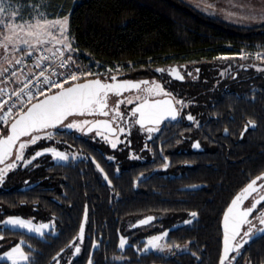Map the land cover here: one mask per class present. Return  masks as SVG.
Here are the masks:
<instances>
[{
    "label": "trees",
    "instance_id": "obj_1",
    "mask_svg": "<svg viewBox=\"0 0 264 264\" xmlns=\"http://www.w3.org/2000/svg\"><path fill=\"white\" fill-rule=\"evenodd\" d=\"M34 1H44L53 13L69 17V33L76 48L113 66L118 62L125 71L132 66L140 67L148 60L154 63L172 57L185 60L193 56L232 54L244 47L264 48V25L231 24L203 14L182 0ZM6 131L7 128L4 133ZM51 133L52 139L29 144L24 150V158L30 159L36 151L45 148L69 153L79 151L86 157H96L111 184L95 168L96 164L86 163L84 157L80 160L70 158L64 163L55 161L46 152L27 166L24 161H16L17 167L8 172L0 188L1 208L6 214L31 211L38 217L54 218L58 230L56 235L48 234L45 238L22 231H4L9 239H23L29 243V264L33 261L35 264L53 263L61 249L65 255H70L76 245L81 251L72 264H89L90 259L92 264H218L221 217L232 196L254 173L251 164L243 163V171L235 166L226 167L225 172L194 166L189 173L190 182L208 185L189 200L160 203L155 187L161 183L162 195L170 196L178 185L187 182V172L178 183L169 170L157 172L136 185L143 166H123L121 173L116 175L106 164L101 151L85 140V136L65 129ZM47 176L54 186L52 191L46 190ZM31 182L37 185L22 190L23 185ZM49 193L55 198L52 199ZM163 211L170 216L169 225L188 217L191 212L197 213L192 223L175 227L168 233L169 246L182 244L186 249L173 257L154 252L142 254L145 238L159 230L156 224L150 231L142 227L134 229L133 224L143 216L159 215ZM82 223L85 229L81 240L78 235ZM122 235L129 241L125 249L119 246ZM73 240L74 246L67 247ZM254 245L247 254L253 264H260L264 261V237Z\"/></svg>",
    "mask_w": 264,
    "mask_h": 264
},
{
    "label": "flooded vegetation",
    "instance_id": "obj_2",
    "mask_svg": "<svg viewBox=\"0 0 264 264\" xmlns=\"http://www.w3.org/2000/svg\"><path fill=\"white\" fill-rule=\"evenodd\" d=\"M247 48H250V50L253 49L251 47H244V49ZM218 56L219 55L213 57L203 56L201 58L193 56L185 60L172 57L171 59L168 58L155 63L148 60L146 63L140 65V67L132 66L124 73L116 74L119 76V79L134 81L148 80L150 82L155 80L156 83L163 86L166 92L171 94L170 96L158 95L153 97V99L157 100H171L173 107L177 110L176 120H171L170 118L164 120L158 125L159 131L150 134L146 131V128L153 125H146L145 129H141L139 125L130 124L129 121L134 118L128 115V113L132 107H135V104H122L120 106V111L126 114L125 120H118L116 123L126 129L124 134L119 133L118 130L115 134H112L107 129L100 130L103 136H107V140H105L103 136H97L96 130L90 134L77 131V134L79 136H85L83 137L85 140L91 141L92 145H94L98 151H101L107 161L106 164L110 166L111 170L116 172V175L121 173L123 166L128 165L127 167H129L137 164L143 166L144 170L136 180V185L139 181L150 179L151 176L157 172L169 170L171 171L170 175L176 179V183H178L183 181L182 176L184 172H187V182L178 185L177 190L171 193L170 196H166V194L162 195L163 187H161V183L158 184L159 187L158 185L155 187L157 192L156 195L160 203H179V201L189 200L194 193L199 192V190H202L208 185L205 182H190L192 179L189 173H191L194 166H203L207 170L219 169L225 172L226 167L235 166L237 170L241 169L243 171L241 166L246 163L251 164V171L255 174L252 173V175H250L247 182L232 196V200L252 179L264 175V75H261L264 74V67L259 68L252 57H247L245 60L230 59L226 63L219 60L218 63L216 61ZM158 68L165 69L166 71L163 73L157 72L156 69ZM173 68L184 77L183 80L176 79L175 74H169L168 70ZM197 69H199L198 72L196 71ZM189 72L192 73L191 76L188 75ZM142 87L144 86L142 85ZM135 94L136 91L133 90L123 93L121 97L113 95L109 106H114L118 99L131 97ZM177 100L183 101V105L176 103ZM189 114L195 118L194 121L187 119ZM109 119L110 117L95 116L92 120ZM250 121L255 123V128L250 126ZM112 127L115 128L116 124H113ZM129 129L130 134L127 131ZM150 135L151 139H149ZM113 141L117 142V147L115 149L111 147V142ZM197 143L199 147L195 146ZM73 153L77 155V158H75L76 160L86 158V163H95V168L100 170L103 178L107 175L108 179L104 180L108 182V184H111L108 174L100 163H98L95 156L91 157L90 155L86 157L79 151H74ZM109 157H113L114 159H109ZM97 165H99V167H97ZM153 165L155 166L151 168ZM165 165L167 166L165 167ZM150 168L152 169L151 172H149ZM47 180L46 190L52 191L54 186L49 176H47ZM95 181L97 180L95 179ZM261 183H264V180L257 181L258 185ZM36 185L37 184L33 182L26 183L23 185L22 190H29ZM192 186H197V188L194 190L186 189ZM1 187H3V184ZM92 188L95 189V186ZM148 191L146 192L147 194L150 192ZM51 194L52 193H49L48 195L52 197V199L55 198V196H51ZM261 194H264V190H261L259 194L253 193L252 196L243 202L242 207L246 208L251 206L253 200L259 199V195ZM231 200L228 202L221 217L220 225L222 237L218 264L222 254L223 244L222 219ZM22 204L25 206L26 202L23 201ZM261 208H264V202L257 206L256 211L249 219L258 215ZM165 212L167 211H163V213L159 215L152 213L143 216L134 222L132 228L142 227L147 228L145 231H150L156 224V228L159 231L167 227L169 233V231L175 227L189 224L185 223V221L191 220L192 223L195 219L189 214L188 217L169 225L167 220L170 216ZM8 215H19L25 219L33 220L37 224L54 221V218L48 219L35 216L31 211L25 214L17 212L6 214L5 210L0 206V219ZM148 217L153 218L149 223H140V221ZM253 224H255L257 228L264 227V225L259 224L258 220H253ZM247 227V225L243 226L241 235L238 237L236 244L242 243L241 237H243V231L247 230ZM9 228H0V254L21 241H24L23 239H9L7 235L4 234V231ZM11 230L22 231L40 238H45L48 234L56 235L58 232L55 221L53 229L50 231L42 230L45 233L43 237L25 230L15 228ZM168 233L165 239L166 245H168ZM263 237L264 234L253 236L252 239L248 240V243L244 244L243 248L240 249L241 255L237 256L235 251L231 253L229 259H231L232 256H236V260L232 261V264H253L250 255L247 253L255 246L254 244ZM121 239L125 241L123 247V249H125V247L129 245V241L127 237L123 235ZM243 239L248 238L243 237ZM146 244L147 239L145 238V246ZM21 246L30 257L31 254L28 251L29 243L24 241ZM175 246H171L174 252L170 253L168 251L169 254L157 252L155 250L145 252L143 251L144 247L141 253L148 254L154 252L156 254L173 257L178 252H182L186 249V246L182 245L185 246L184 249L176 251ZM77 254L75 250L73 254L70 255H65V253L61 252L59 256H56L54 262L50 264L57 263V260L60 261L61 264H72ZM263 263L264 261L260 264ZM0 264H12V262L8 259H4L0 261ZM25 264H29V261ZM225 264H228V262L226 261Z\"/></svg>",
    "mask_w": 264,
    "mask_h": 264
},
{
    "label": "snow or ice",
    "instance_id": "obj_3",
    "mask_svg": "<svg viewBox=\"0 0 264 264\" xmlns=\"http://www.w3.org/2000/svg\"><path fill=\"white\" fill-rule=\"evenodd\" d=\"M231 8H239L241 12L247 10L246 14L241 15V20L257 21L264 24V0H261V7L259 10L255 6L245 3H233V0H229ZM29 6L25 3L24 10L26 11ZM207 8H213L214 5L207 4ZM12 5L7 3V0H0V49L3 53L0 54V84L5 87H0V123L8 126L9 118L14 116L15 118L7 127V135H3L0 132V164H4L5 161L13 156V149L16 148L17 142L21 137H29L26 142H20L18 148L15 151V157L13 162L8 163L4 168H0V184L5 180L7 173L17 167L16 161H24V165L31 164L37 157L43 155L45 152L51 153L52 156L59 161L68 160V156L54 148H45L43 151H36L30 159L24 158V150L31 144L35 145L41 139H52L53 134L48 132V129L61 128L69 132L79 131L81 133L93 132L96 130L97 136H103L100 128L107 129L112 134H115L118 130L119 133L124 134L126 129L120 124L116 123L124 121L126 114L120 111L122 104L132 105L128 113L134 119L129 121L130 124L139 125L141 129H145L146 125H153L147 127L148 133H154L159 131L158 125L164 120L171 119L176 120L177 110L173 107L172 101L153 99L154 96L164 95L170 96L171 94L166 92L163 86L156 83L155 80L148 81H131L123 80L119 81L116 75L108 76L105 73L92 72L91 68L87 71L83 70L77 61L71 55L75 51L72 47V43L67 36V25L69 18L65 16L62 20H36L35 23H30L24 20L21 9H15L10 12ZM237 13L228 11L227 16L231 18L236 16ZM19 20L20 22H17ZM53 29H57L60 40H56L53 35ZM44 37H50L52 40H56L57 43L63 45V49L45 48L41 50L42 45L49 44L51 40ZM40 51V55L34 56V53ZM50 52L52 55H44L43 52ZM69 54L64 56V52ZM52 57L58 58V63L52 59ZM32 59V66L29 67L27 59ZM241 58H247V54L242 53ZM256 59L264 60V53H257ZM47 62V63H46ZM23 65L17 69L15 66ZM75 66V71L73 70ZM25 68L28 71L25 72ZM32 68L38 71H32ZM66 69V71H57L56 69ZM119 71V69H117ZM157 72L163 73L165 69H156ZM169 74H175L176 79L183 80L184 77L179 74L176 69L168 70ZM197 72L199 69L196 70ZM107 73H111L112 69H107ZM192 75L191 72L188 73ZM23 76V79H21ZM89 76H95L94 79H87ZM104 76L102 80L100 77ZM52 77H58L53 79ZM84 82H79L81 80ZM9 83L22 84V87L13 89L9 93L6 87ZM65 85H68L65 87ZM142 85L144 87H142ZM56 89V91H53ZM136 91V94L131 97H123L118 99L114 106H109L108 98L109 94H114L117 97H121L124 92ZM51 93V94H49ZM142 93V94H141ZM5 96L8 99H3ZM43 96V99L39 97ZM15 97V100L12 99ZM36 101L33 103L32 101ZM11 101V103L9 102ZM176 103L183 105V101L177 100ZM7 106V110H4ZM26 109V110H25ZM104 116L110 117L109 120H89L70 119L71 117H87V116ZM188 120L194 121L195 118L192 115L187 116ZM67 121V123H65ZM116 124L113 128L112 125ZM252 128L256 125L254 122H249ZM130 134V129L127 130ZM40 133H44L41 135ZM86 134V133H85ZM107 140V136H103ZM118 139V138H117ZM151 139V135L149 136ZM199 147L197 143L195 145ZM111 147L116 148L117 142H111ZM109 159H114L109 157ZM167 165H165L166 167ZM99 167V165H97ZM108 179L107 175L104 177ZM264 180V175L258 176L252 179L230 202L223 215V251L219 260V264H232V261L236 260V256H232L229 259V253L235 251L237 256L241 255L240 249L244 244L248 243V240L253 236H259L264 234V227H259L253 224V220H258L260 225H264V208H261L258 215L249 219L250 216L256 211L257 206L264 202V194L259 195V199H254L251 206L243 208L242 204L253 193H260L264 190V183L257 184V181ZM110 183V181H109ZM190 216L195 218L196 212L190 213ZM153 218L148 217L145 220L140 221L141 224L149 223ZM84 220L87 221V207L85 206ZM185 223H191V220L185 221ZM4 227L25 229L29 233H35L43 237L45 233L43 229L54 228V221L49 223H42L34 225L31 220H24L20 218H9L3 221ZM247 225V230L243 231V237L248 239H242V243H237L235 247L231 244V241H235L236 237L241 235L243 226ZM255 230V231H254ZM84 232V224L80 226V232L78 238L82 240ZM164 236H167V232L162 233L161 236L152 237L147 243L150 248H158V241ZM24 241L16 244L10 251L5 252L0 256V261L7 258L12 261V264H17V257L21 261H29V255L25 254L21 245ZM75 241L69 243L67 247H73ZM125 241L121 239L120 248H123ZM31 248V246H28ZM96 247V245H93ZM177 247H179L177 245ZM149 248H145L147 252ZM162 250V249H160ZM64 249H61L63 252ZM81 248L76 245L75 253H80ZM60 255L59 253L57 254ZM192 255H195L193 253ZM54 260L56 257L53 258ZM32 264H35L33 261ZM57 264H59L57 260ZM89 264H92L91 259Z\"/></svg>",
    "mask_w": 264,
    "mask_h": 264
},
{
    "label": "rangeland",
    "instance_id": "obj_4",
    "mask_svg": "<svg viewBox=\"0 0 264 264\" xmlns=\"http://www.w3.org/2000/svg\"><path fill=\"white\" fill-rule=\"evenodd\" d=\"M182 1H184V3L190 5L191 7L195 8L196 10H198L201 13L206 14L208 16L219 17L221 15L222 17H224L226 19H230L227 16V12L229 11L228 9H229L230 5L222 3L221 0H182ZM7 3L12 5V8L9 10V15H10V12L12 10H15V9L19 8V9H21V13H18V16L20 14H23L24 20H26V21H28L30 23H35L36 20H38V19L39 20H44V19H46V20H62L65 17V16H61L59 14L53 13L49 9V6L47 5V3L44 2V1L36 2L34 0H7ZM25 3L29 6L26 11L24 10V4ZM207 4H212V5H214V7L213 8H207L206 7ZM230 11H232V10H230ZM17 22H20V21L17 20ZM52 31H53V35L56 37V40L62 39V37L59 36V32H58L57 29H53ZM66 34H67V36L69 37V40L72 43V47L74 48L75 47L74 46V42H73V39L71 38L70 33H69V22H68V25H67V33ZM44 38L51 40V42L49 44L42 45L41 47L52 48L53 51H55L56 49H63V45L60 44V43H57L56 40H52L50 37H44ZM249 50H250V48L249 49L248 48L247 49L243 48L241 50V52L236 53V54L235 53L234 54H228V55H223L222 54V55H219L217 57L216 61L219 63V60H220L221 62L226 63L230 59H233V60H238V59L245 60L246 58H243V59L241 58V54L244 53V54H247V57H252L254 59L253 61H255L258 64L259 68L264 67V60L256 59V54L257 53H264V48H253L252 50H250V51ZM2 53H3V50L0 49V54H2ZM117 69H119V71H117ZM125 70L126 69L124 67L118 66L117 68L112 70L110 75H112V74H122V73L125 72ZM261 75H264V74H261ZM54 149H56V148H54ZM56 150L65 153L68 156V160L70 158H74V159L77 158V155L75 153H73V152L69 153V152H65V151L60 150V149H56ZM55 160L59 161L57 159H55ZM68 160H66V161H68ZM66 161H59V162H66ZM9 218H20V219H24V220H30V219H25L24 217H21L19 215L4 216V217H2L0 219V228L4 227L3 221L8 220ZM31 221H32V223L34 225H39V224L35 223L33 220H31ZM9 227H11V226H9ZM15 229H19V228L17 227ZM51 229H53V227H51V225H50V227L48 229H44V231H50ZM20 230H25V229H20ZM165 232L168 233L167 227L162 228L157 234H154L152 236L146 237L147 242L152 237L161 236L162 233H165ZM165 239H166V236H164L161 240H159L157 242L158 246H159L158 248H150V246L147 243L146 246L144 247L143 251L145 250V248H149L148 251L155 250L157 252H163V253H167V254H169V252L170 253L174 252L173 249H171L172 248L171 246L169 247L168 245L165 244ZM178 246L179 247L175 246L176 247V251H181L185 247V246H182V245L181 246L178 245ZM160 249H162V250H160ZM10 250H11V248L8 249L5 252H8ZM22 250L24 251L23 247H22ZM5 252L1 253L0 256H2ZM25 254H26V252H25ZM5 259H7V258H5ZM9 261H11V260H9ZM26 262L27 261L19 260V258L17 257V264H25ZM58 262H59V264H61L60 261H58ZM55 264H57V263H55Z\"/></svg>",
    "mask_w": 264,
    "mask_h": 264
},
{
    "label": "built area",
    "instance_id": "obj_5",
    "mask_svg": "<svg viewBox=\"0 0 264 264\" xmlns=\"http://www.w3.org/2000/svg\"><path fill=\"white\" fill-rule=\"evenodd\" d=\"M42 49H45V47H41V50ZM73 49H75L74 52L71 53V55L73 56V58L77 61V63L80 65V67L87 71L89 68H91V71L96 73V72H100V73H105L106 75L110 76V73H107L106 70L107 69H112L114 70L115 68H117L118 66H122L121 64H119L118 62L117 63H114L115 65H111L110 63H107V62H103L102 59L96 57L95 55L89 53V52H86V51H82L81 49H78L76 47H74ZM40 51H37L36 53H34V56H38L40 55ZM44 55H48V56H51L52 54L50 52H43ZM69 53L67 51L64 52V56H67ZM32 59L33 58H28L27 59V64L29 67L32 66ZM52 59L54 61H56V63H58V58L57 57H52ZM47 63V62H46ZM17 69L21 68V67H24L23 65H17L15 66ZM123 67V66H122ZM58 72L59 71H66V69H60V68H57L56 69ZM73 70L75 71V66H73ZM28 71V68H25V72ZM32 71L36 72L38 71L37 69H34L32 68ZM90 77H95V76H89L87 78H90ZM101 77H104V76H101ZM53 79H57L58 77H52ZM21 79H23V76H21ZM83 80V79H82ZM67 86V85H65ZM0 87H5V85L3 84H0ZM8 88V91L9 93H11V91L13 89H18L20 87H22V84H17V83H9L7 86ZM53 91H56V89H53ZM43 97V96H41ZM39 97V98H41ZM3 99H8L7 96H5ZM13 100H15V97H12ZM35 101V100H34ZM11 103V101H9ZM33 102V101H32ZM4 110H7V106H5ZM14 118V116H11L9 118V122H8V125L10 123V121ZM8 126H5L3 123H0V132H2V134H4V131L5 129L7 128Z\"/></svg>",
    "mask_w": 264,
    "mask_h": 264
},
{
    "label": "water",
    "instance_id": "obj_6",
    "mask_svg": "<svg viewBox=\"0 0 264 264\" xmlns=\"http://www.w3.org/2000/svg\"><path fill=\"white\" fill-rule=\"evenodd\" d=\"M112 75H116V74H112ZM111 76V75H110ZM117 76V78L119 77L118 75H116ZM94 78H96V77H90V78H87V79H94ZM102 80L104 79V77H100ZM118 80L119 81H123V80H126V79H119L118 78ZM131 81H134V80H131ZM79 82H84V80H81V81H79ZM134 82H137V81H134ZM68 86V85H67ZM67 86H65V87H67ZM125 93V92H124ZM49 94H51V93H49ZM114 94H109V98H108V104L110 103V100H111V98H112V96H113ZM40 99H43V97H41ZM36 101H33V103H35ZM26 110V109H25ZM97 116H99V115H97ZM95 116H87V117H78V116H76V117H71L70 119H75V120H81V119H89V120H92L93 118H94ZM15 118V117H14ZM13 118V119H14ZM13 119L11 120V122L13 121ZM11 122L9 123V125H8V127L10 126V124H11ZM65 123H67V121L65 122ZM61 128H53V129H48L47 131L48 132H56V131H58V130H60ZM99 130H104V128H100ZM93 131H95V130H93ZM85 133L86 134H90V133H87L86 132V130H85ZM84 133V134H85ZM40 134H44V133H40ZM3 135H7V131L3 134ZM29 140V137H21V139H20V141H18L17 142V145H16V148H18V146H19V143L20 142H26V141H28ZM16 148H14L13 149V156L12 157H9L6 161H5V163L4 164H0V168H4L8 163H11V162H13V160H14V157H15V151H16ZM8 174V173H7ZM7 176V175H6ZM4 183V182H3ZM2 183V184H3ZM2 184H0V187H1V185ZM197 188V186H192V187H187L186 189H191V190H194V189H196ZM222 231H223V219H222ZM242 231V230H241ZM239 237V236H238ZM238 237H236V240L235 241H231V244L233 245V247H235V245H236V241H237V239H238ZM222 251H223V244H222ZM234 251H232V252H230L229 253V257H230V255H231V253H233ZM222 255V254H221ZM264 264V263H263Z\"/></svg>",
    "mask_w": 264,
    "mask_h": 264
},
{
    "label": "crops",
    "instance_id": "obj_7",
    "mask_svg": "<svg viewBox=\"0 0 264 264\" xmlns=\"http://www.w3.org/2000/svg\"><path fill=\"white\" fill-rule=\"evenodd\" d=\"M221 2L224 3V4H229V0H221ZM236 2L253 5V6L256 7L257 10H259L260 7H261V0H233V3H236ZM228 10L229 11L232 10L233 12H236L237 15L236 16H232V18H230V19H226V18L222 17L221 15L219 17H215V18L224 20V21L229 22L231 24L245 26V27H256V26L264 25V24H261V23H259L257 21L241 20L239 17L241 15L246 14V12H247L246 9H245L244 12H241V10L239 8H231V7H229ZM211 17H213V16H211Z\"/></svg>",
    "mask_w": 264,
    "mask_h": 264
}]
</instances>
